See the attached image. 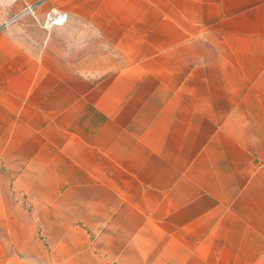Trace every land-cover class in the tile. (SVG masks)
Masks as SVG:
<instances>
[{
	"label": "crops",
	"instance_id": "0c3cea01",
	"mask_svg": "<svg viewBox=\"0 0 264 264\" xmlns=\"http://www.w3.org/2000/svg\"><path fill=\"white\" fill-rule=\"evenodd\" d=\"M0 264H264V0H0Z\"/></svg>",
	"mask_w": 264,
	"mask_h": 264
},
{
	"label": "built area",
	"instance_id": "2783aa9c",
	"mask_svg": "<svg viewBox=\"0 0 264 264\" xmlns=\"http://www.w3.org/2000/svg\"><path fill=\"white\" fill-rule=\"evenodd\" d=\"M30 6V5H29ZM66 17V13L55 7H51L46 15L45 24L61 23Z\"/></svg>",
	"mask_w": 264,
	"mask_h": 264
},
{
	"label": "rangeland",
	"instance_id": "374dc122",
	"mask_svg": "<svg viewBox=\"0 0 264 264\" xmlns=\"http://www.w3.org/2000/svg\"><path fill=\"white\" fill-rule=\"evenodd\" d=\"M30 5V6H29ZM31 7H32V5L31 4H28V5H26V10H30L31 9Z\"/></svg>",
	"mask_w": 264,
	"mask_h": 264
}]
</instances>
